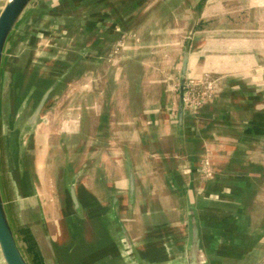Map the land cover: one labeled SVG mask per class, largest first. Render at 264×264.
Returning <instances> with one entry per match:
<instances>
[{
    "label": "crops",
    "instance_id": "obj_1",
    "mask_svg": "<svg viewBox=\"0 0 264 264\" xmlns=\"http://www.w3.org/2000/svg\"><path fill=\"white\" fill-rule=\"evenodd\" d=\"M20 41L37 79L78 51L84 66L47 101L22 168L14 140L0 160L33 264H129L114 217L140 264H188L191 210L205 264H264V0H35ZM183 53L185 85L214 93L179 121Z\"/></svg>",
    "mask_w": 264,
    "mask_h": 264
},
{
    "label": "water",
    "instance_id": "obj_2",
    "mask_svg": "<svg viewBox=\"0 0 264 264\" xmlns=\"http://www.w3.org/2000/svg\"><path fill=\"white\" fill-rule=\"evenodd\" d=\"M35 0H7L0 12V87L2 83V76L5 69V62H7L8 49L12 44L14 39V34L16 33L20 22L23 20L24 15L28 9L32 6ZM187 65V55L183 53L180 78H179V91H178V120L181 121L183 112H184V88H185V71ZM66 72L61 73L60 77L53 81L45 90L42 92L39 97L36 105L34 106L30 116L28 117L23 130L18 132L16 137L17 141H14L17 144V164L19 168H22L23 157L28 146V137L25 135L29 134L28 131L37 123L46 102L48 101L51 93L57 87V84L61 79L65 78ZM15 116V121H16ZM14 130V129H13ZM9 134L12 135V132L9 130ZM10 141L9 143H12ZM128 172V186H129V195H133L134 189V179L133 173L130 165L127 168ZM1 176V170H0ZM67 191L73 203V206L76 211L80 210L79 202L75 195V179H69L67 182ZM115 224L118 226V238L120 242V248L122 255L125 257L129 264H140V261L135 252L134 246L131 242V239L126 235L123 228L121 227L120 222L116 217L113 218ZM43 224V233L45 237L46 245L52 255V258L57 262V256L54 252L51 239L44 221ZM190 225V239L189 246L187 250V260L188 264H205L204 256L201 248L199 226L196 220L194 211H190L189 217ZM21 231L17 229V226L14 224L12 217L9 214L8 207L5 201L1 177H0V252L5 264H33V260L37 256H31L29 259L28 254L26 253L23 243H25L23 236L20 237L19 234ZM22 234V233H21ZM23 242V243H22Z\"/></svg>",
    "mask_w": 264,
    "mask_h": 264
},
{
    "label": "rangeland",
    "instance_id": "obj_3",
    "mask_svg": "<svg viewBox=\"0 0 264 264\" xmlns=\"http://www.w3.org/2000/svg\"><path fill=\"white\" fill-rule=\"evenodd\" d=\"M127 37V36H126ZM126 37L121 38V43L123 44L126 41ZM118 41V40H117ZM114 46V45H113ZM111 47V49L113 48ZM23 44L19 42L14 43L8 49V56H7V64H5V69L4 73L2 76V83L0 87V160H5L6 158V147L9 144L10 141H17L16 137L18 135V132L23 130L24 125L30 116L34 106L36 105L38 101V97L35 96V88L33 86H26L27 82L19 83V86H15L13 84V73L15 70H18V67H21L22 69H25V72L27 75H29L30 67L27 69V56L26 52H23ZM119 47H122V45H119ZM79 56L77 57V62L71 63L67 69L63 70L62 73L66 72L65 78L61 79L59 83L57 84V87L59 85H66V87L63 89V92L67 91V83L63 84L66 79L70 78V81L72 78L81 80V74L83 70V64L82 60L80 59L81 53L78 51ZM108 60V57H107ZM110 62V61H109ZM177 62V67L174 69V73H172L171 77V82L173 81V96H174V107L176 106L177 98H178V91H179V78H180V68L181 67V62L178 57ZM26 66V67H25ZM31 66V65H30ZM32 67V66H31ZM180 69V70H179ZM21 71V70H20ZM61 74H56L53 73L49 79H45L47 84L53 83V81H56ZM174 75V76H173ZM67 80V81H68ZM48 87V86H47ZM55 88L54 91L51 93L50 97H53L55 95V91L58 88ZM49 97L48 100L51 98ZM47 103V102H46ZM46 105V104H45ZM175 111V108L173 109ZM15 116L16 121H15ZM39 121V120H38ZM37 121V123H38ZM37 123L28 131L29 134L25 135L28 137V146L26 148V152L29 150V146L32 144V138L34 136L35 130H36V125ZM41 122H39L40 124ZM14 129V130H13ZM9 130L13 133L12 135L9 134ZM13 150H17V144L13 145ZM32 153V151H31ZM2 163V162H1ZM3 176L5 177V173L3 172ZM6 178V177H5ZM9 182V178H8ZM14 194V193H13ZM16 195V194H15ZM13 195H11L10 192V198H12ZM11 204V203H10ZM15 213V212H14ZM15 219L16 225H20L21 221L19 219V216L13 215ZM13 219V218H12ZM32 223L30 222V225ZM27 230V228L25 227ZM22 236L20 233L19 236ZM20 236V237H21ZM32 255L28 254L29 259L32 258ZM0 264H5L3 261L1 252H0Z\"/></svg>",
    "mask_w": 264,
    "mask_h": 264
},
{
    "label": "built area",
    "instance_id": "obj_4",
    "mask_svg": "<svg viewBox=\"0 0 264 264\" xmlns=\"http://www.w3.org/2000/svg\"><path fill=\"white\" fill-rule=\"evenodd\" d=\"M214 93V86L211 81L203 83H188L184 88V106L189 111H194L200 107L205 100L211 98Z\"/></svg>",
    "mask_w": 264,
    "mask_h": 264
},
{
    "label": "trees",
    "instance_id": "obj_5",
    "mask_svg": "<svg viewBox=\"0 0 264 264\" xmlns=\"http://www.w3.org/2000/svg\"><path fill=\"white\" fill-rule=\"evenodd\" d=\"M7 64V62H5ZM25 70L23 71H18L15 70L13 73V84L15 86H19V83L27 82L28 87L33 86L35 88V96L38 98L41 96L42 92L45 90L47 86L50 84H47L45 80H40L39 78L37 79L34 74H29L27 75L24 73ZM25 84V83H23Z\"/></svg>",
    "mask_w": 264,
    "mask_h": 264
}]
</instances>
